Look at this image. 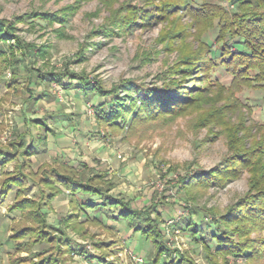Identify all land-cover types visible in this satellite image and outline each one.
Listing matches in <instances>:
<instances>
[{"label":"rangeland","instance_id":"374dc122","mask_svg":"<svg viewBox=\"0 0 264 264\" xmlns=\"http://www.w3.org/2000/svg\"><path fill=\"white\" fill-rule=\"evenodd\" d=\"M159 1L0 0V18L15 21L16 34L33 46L28 57L17 52L21 59L0 76V264H30L48 255L59 258L57 264H151L159 241L147 239L127 221L109 216L106 209L85 208L74 216L69 192L61 184L49 188L40 183L38 176L45 170L65 165L73 167L81 180L105 173L109 194L129 201L137 210H147L169 260L183 255L195 264H264V256L248 261L217 254L213 246L206 251L181 224L186 219L204 227L264 184L263 153L259 163L242 167L223 186H186L189 175L221 166L261 139V90L232 85L227 69L218 63L203 82L191 78L198 75L196 71L184 81L194 90V85L205 87L201 102L186 113L122 130L97 124L95 106L110 97L99 96L89 87H119L123 95L122 85L127 82L151 88L170 76L181 78L175 68L181 58L200 53L204 39L220 55L216 28L206 31L203 24L198 28L181 10L158 17ZM194 1L196 6L219 5L229 14L233 10L227 0ZM127 5L145 7L153 17L138 18L128 31H120L112 25V15L124 13ZM42 13L63 15L65 21H49ZM37 72L58 73L60 80H40ZM30 143L35 152L24 157L22 150ZM10 153L15 158L4 163L3 157ZM19 165H24L23 172L36 175L22 176L24 184L11 185L4 192L2 178ZM42 190L55 192L45 204L39 198ZM22 196L39 201L47 215L45 225L33 220V206L12 208ZM23 228L32 232L10 238ZM43 234L53 237V242L35 240ZM249 236L262 238L264 231L253 230ZM67 238L73 252H66L60 243L68 242ZM80 247L86 252L74 250Z\"/></svg>","mask_w":264,"mask_h":264},{"label":"trees","instance_id":"16d2710c","mask_svg":"<svg viewBox=\"0 0 264 264\" xmlns=\"http://www.w3.org/2000/svg\"><path fill=\"white\" fill-rule=\"evenodd\" d=\"M227 1L233 6L230 14L219 5L217 7L215 5L211 6L205 2L201 3L200 6H196L194 0L159 1L158 5L155 6L158 11V17L165 18L175 10H181L196 21L198 28L201 24L205 26L206 31L216 28L215 41L222 45L220 55H217L216 50H213L211 45L204 39L201 44L203 47L201 52H192L188 56L181 58L175 68L174 72L181 73V78H171L170 76L165 78L166 80H164L162 85H155L151 88L145 84L127 82L122 85L123 95L119 93V87L106 90L102 89L99 84L88 86L89 90H93L99 96L110 97L95 106L97 124L109 127L112 130H122L125 127H134L139 125V123L151 121L162 116L174 119L186 113L190 108L201 102L205 87L194 85L196 89L194 90L189 85H185L184 81L189 78L188 76L192 72L196 71L198 75L191 78L195 81L203 82L208 78L209 70L215 69L218 63L223 64L227 69L232 85H243L261 90L264 101V0ZM124 8L122 10H125V12L120 11V15L118 11H114L113 19L111 20L112 25L115 24L120 31H128L138 18L147 20L153 17L151 10H147L145 7L138 10L127 5ZM34 15L37 16V14H32L31 16ZM42 17L49 21H65L63 15L56 13H42ZM15 19L17 21L21 17ZM16 30L15 21L0 18V76L3 69L7 66H15L21 59L17 57V52L23 53L27 57L32 54L33 46L25 43L16 34ZM110 30L107 29L106 32ZM11 41H13L12 44ZM232 47H235V51L231 50ZM218 59L219 61L217 62ZM251 71L256 72L255 75H252ZM30 77L31 74H29L28 78ZM36 78L51 83L54 80H60V74L55 72H37ZM70 78H74V76ZM82 82L85 85V80H82ZM35 123L41 124L39 121ZM261 135V139L253 146L248 149L244 148L241 152L238 151V154L230 157L223 165L209 170H200L189 175L186 186H223L228 179L237 176L239 169L242 167L259 163L261 155L264 153V133L262 132ZM34 152L33 143H30L26 149L22 150V155L24 157L26 155L30 156ZM14 158L15 155L13 153L7 154L3 157V162L6 163ZM23 166L15 167L16 170H13L14 172L2 178L1 185L5 189L4 192L8 191L11 185L18 184L20 186L24 184L25 182L21 180L22 176L27 179L36 175L32 171L23 172L21 170ZM63 168L51 167L38 177H41L40 183L42 185L51 188L55 183H59L69 192L74 216L76 215L75 213H82L85 208H93V210L97 211L106 209L110 212L109 216L117 220L127 221L134 231L141 233L147 239L159 241L151 264H195L194 261L183 255L177 260L168 259V256H166L167 248L161 243V240H157L160 238V234L153 218L149 217V213H146L147 210H137L130 206L129 201L109 194L110 183L104 179L105 173L95 172L93 177L81 180L74 175L75 169L73 167L65 165ZM105 184H108L106 189L103 188ZM258 187L253 193H248L240 198L219 218H212L210 221H206L204 227H197L191 220L186 223V219L181 224L191 232L192 239L195 242H201L206 251H209L213 246L215 253L226 257H240L248 261L263 257L264 237L252 238L249 236L253 230L256 232L264 231V184ZM55 191L57 192L58 190L56 189ZM40 193L42 194L39 197L42 199L41 204H45V201H49L55 194L53 191L45 193L43 190ZM35 201L37 202L38 200L22 196V198L15 201L12 208L18 209L33 206V220L38 224L45 225L46 212L40 206L39 201L37 202L38 204H34ZM115 209H118L117 214L112 213ZM190 225L194 227L190 228ZM31 232L28 228L19 229L10 238L15 240V237L28 235ZM231 235H235L236 238ZM37 237L36 241L53 242V237L46 234L45 236L44 234L37 235ZM60 243L65 246L66 252H73L69 240L68 242H63L62 240ZM74 250L81 254L86 252L81 247ZM58 259L55 256L52 258L51 255H48L30 264H57ZM102 264L110 263L103 261Z\"/></svg>","mask_w":264,"mask_h":264}]
</instances>
